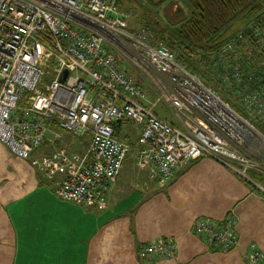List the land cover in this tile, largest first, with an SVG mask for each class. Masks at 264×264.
Masks as SVG:
<instances>
[{
  "label": "built area",
  "instance_id": "1",
  "mask_svg": "<svg viewBox=\"0 0 264 264\" xmlns=\"http://www.w3.org/2000/svg\"><path fill=\"white\" fill-rule=\"evenodd\" d=\"M117 2L0 0V144L28 160L51 126L89 137L83 156L59 149L30 162L48 180L61 176L57 198L87 207L104 203L130 153L114 137L116 124L142 128L138 164L151 166L162 183L187 163L208 158L254 184L251 172L264 175V134L151 33L129 30ZM263 92L240 101L246 114H259L260 124ZM160 102L170 121L158 113ZM236 224L232 211L219 222L200 217L190 233L227 253L238 245ZM176 249L173 240L157 239L137 253L144 261L171 260ZM246 261L264 264V256L252 246Z\"/></svg>",
  "mask_w": 264,
  "mask_h": 264
},
{
  "label": "crops",
  "instance_id": "2",
  "mask_svg": "<svg viewBox=\"0 0 264 264\" xmlns=\"http://www.w3.org/2000/svg\"><path fill=\"white\" fill-rule=\"evenodd\" d=\"M158 113L168 118L163 108ZM135 127L138 139L142 128ZM67 136L49 127L28 160L0 144V264H247L252 246L264 256L263 191L208 158L187 163L162 183L151 166H139L136 140L134 166L125 172L123 162L103 204L60 200L55 189L61 176L48 180L30 162L59 149L81 156L72 152L75 137ZM231 211L237 218L234 250L218 253L190 233L195 219L219 222ZM157 239L173 240L175 257L142 260L138 247Z\"/></svg>",
  "mask_w": 264,
  "mask_h": 264
},
{
  "label": "trees",
  "instance_id": "3",
  "mask_svg": "<svg viewBox=\"0 0 264 264\" xmlns=\"http://www.w3.org/2000/svg\"><path fill=\"white\" fill-rule=\"evenodd\" d=\"M164 1L173 2L172 0ZM183 1L191 9L187 17L183 15V10L177 5L174 17L165 14V17L161 18L160 11L148 8L144 4V0H118L117 8L125 16L129 14L126 8L127 2L134 5L142 3V7L152 11L153 15L142 16L137 23L140 27L131 29V31L145 29L151 33L156 43H160L172 51L176 61L184 65L204 84H207L204 79L209 77L212 58L216 57V60H219L222 52L226 54L225 52L229 51L228 47L232 46V49L235 50L234 48L241 45V56L238 54L239 58L236 59V63L232 61L236 64L235 66L228 64L229 61H225L227 71L222 70L221 65H218L215 70L218 77L229 78L237 75L236 80L232 82L234 84H230L231 87H227L225 93H229L233 98L236 94H240L242 95L241 100H243L244 95L249 92L253 93V97L259 90H264V0ZM241 37L246 39V45L242 44L243 38ZM214 82L217 81L214 79ZM214 91L218 93L215 89ZM254 98L256 99L255 96ZM223 99L231 106L236 107L233 100ZM242 106L243 104L240 103L237 112L245 116L246 112ZM256 121L258 123L253 121L252 123L256 124L255 127L264 134V124H259L258 118ZM120 127L121 124L114 126V137L127 143L130 148L135 147L136 144L128 137L120 136ZM254 175L264 177L263 174L251 172L249 177L252 182H254L252 177Z\"/></svg>",
  "mask_w": 264,
  "mask_h": 264
},
{
  "label": "rangeland",
  "instance_id": "4",
  "mask_svg": "<svg viewBox=\"0 0 264 264\" xmlns=\"http://www.w3.org/2000/svg\"><path fill=\"white\" fill-rule=\"evenodd\" d=\"M145 1V5L150 8L151 10L155 11H160V16L161 18L165 17V14L167 15H170L172 17H174V15L176 14L177 12V9H176V6L178 5L182 10H183V15L185 17L189 16L190 14V7L185 5V2L182 0H172L173 2H166L164 0H144ZM163 2V3H162ZM142 3H136L135 5L133 3H129L127 2L126 4V8L129 12V14H127L126 16V20H127V24H128V28L129 30L131 29H138L140 27L139 24H137L139 22V19L144 16L145 14H150V15H153V12L146 9V7H142L141 6ZM238 36V35H237ZM243 38L242 40V44L246 45L247 44V41L244 37H241ZM238 48V49H237ZM237 48H234L235 50L232 49V46L231 47H228L229 51L228 52H225L226 54H224V52H222V56L220 55V58L219 60H216V57H213L212 58V63L210 64V68H209V71H210V74H209V77H206L204 80L207 82V84H205L206 86L210 87L212 89L213 92L214 89L221 95H219L220 97H222V100L224 102H226L223 98L229 100V101H234L235 102V106L236 107H233L231 106L228 102V103L235 111L238 110L239 108V104H240V101L242 99V95L240 94H236L235 95V98L231 97V95L228 93H225V89H227V87H231L230 84H234L232 82L235 81V78L234 76L232 77H225V76H220L218 77L215 70L216 68L218 67V65H221L220 67L223 68L222 70H225L227 71V66H226V63L225 61H229L227 62L228 64H232L233 66H235L236 64V59H238V54L239 56H241V45L237 46ZM230 52V53H229ZM251 52V51H250ZM252 54V53H251ZM227 55V56H226ZM253 57L255 55H252ZM251 56V57H252ZM251 57H249V59H251ZM235 62V63H232ZM237 73V72H236ZM216 74V75H215ZM139 74L136 75L135 77H137L135 80L137 81V83L140 84V82H142L139 78H138ZM140 76H141V73H140ZM134 77V76H133ZM218 77V78H217ZM209 78V79H207ZM214 79L217 81V82H214ZM147 83L151 86V87H154V84L147 81ZM242 88V87H241ZM148 93L154 98H156V96H154L155 94L151 93L149 90H148ZM232 93V92H231ZM264 93V92H263ZM234 94V93H232ZM160 95V94H159ZM158 96V95H157ZM161 98V101H162V97ZM162 110V102L158 103V108L157 110ZM163 110H165L163 108ZM246 117L250 118L254 123H256L257 121V118L259 117V114L258 113H252V114H246L244 113ZM167 118V116H166ZM168 119V118H167ZM258 123V122H257ZM260 124V123H259ZM257 124L259 127H261V125ZM256 125V124H255ZM254 125V126H255ZM257 128V127H256ZM258 129V128H257ZM259 130V129H258ZM68 134V136H73L69 133H66ZM128 134L129 137H130V140L136 144V140H137V135H138V128L131 125V124H122V127H121V130H120V135L122 137H125V135ZM67 136V137H68ZM87 137V136H86ZM71 140L72 138L69 137ZM74 138V136H73ZM79 137H75L74 138V143L76 144V147H74V151H72L73 153H82L80 154L81 156H83L85 154V150L87 148V145H88V140H89V137L85 138L84 137H81L79 139H77ZM83 140V141H81ZM86 141V142H85ZM82 142L84 144V146L82 145ZM62 145H65L64 143ZM136 154H137V146L135 149L132 150V152L127 156L126 160H125V165H124V170L125 172L127 171V167L128 165L129 166H134L135 164V157H136ZM79 155V154H77ZM45 175V174H44ZM46 177V176H45ZM254 178V184H251L253 186L254 189L258 190L260 193H262V191L264 192V177H259V176H252ZM47 178V177H46ZM247 185V184H246ZM247 186H250V185H247ZM251 187V186H250ZM259 188V189H258Z\"/></svg>",
  "mask_w": 264,
  "mask_h": 264
},
{
  "label": "water",
  "instance_id": "5",
  "mask_svg": "<svg viewBox=\"0 0 264 264\" xmlns=\"http://www.w3.org/2000/svg\"><path fill=\"white\" fill-rule=\"evenodd\" d=\"M66 77H67V72H63V74L60 78V83H63L65 81Z\"/></svg>",
  "mask_w": 264,
  "mask_h": 264
}]
</instances>
